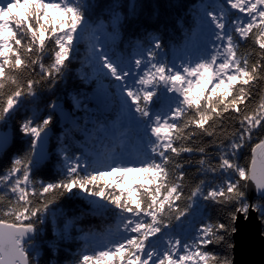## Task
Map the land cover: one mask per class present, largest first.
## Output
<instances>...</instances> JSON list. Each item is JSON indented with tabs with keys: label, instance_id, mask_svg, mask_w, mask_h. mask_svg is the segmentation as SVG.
I'll return each mask as SVG.
<instances>
[{
	"label": "trees",
	"instance_id": "16d2710c",
	"mask_svg": "<svg viewBox=\"0 0 264 264\" xmlns=\"http://www.w3.org/2000/svg\"><path fill=\"white\" fill-rule=\"evenodd\" d=\"M43 1L12 0L8 44L0 48V129L12 131L0 153V221L32 229L23 243L28 264H135L149 250L154 264L175 253L177 264H230L235 214L247 208V169L253 151L264 149V25L229 31L236 79L179 102L163 119V145L145 135L147 146L136 152L144 171L113 177L97 155L114 151L107 131L120 111L116 81L94 76L85 35L62 49L63 21L46 14ZM54 1L64 16L96 29L121 75L141 49L149 56L181 49L209 0ZM102 85L104 97H96ZM154 93L136 94L130 113L140 124L159 107ZM53 104L70 110L66 124ZM46 126L50 162L36 164L32 130ZM128 134L132 143L134 126ZM253 206L264 232V195ZM109 237L113 247L98 246Z\"/></svg>",
	"mask_w": 264,
	"mask_h": 264
},
{
	"label": "rangeland",
	"instance_id": "374dc122",
	"mask_svg": "<svg viewBox=\"0 0 264 264\" xmlns=\"http://www.w3.org/2000/svg\"><path fill=\"white\" fill-rule=\"evenodd\" d=\"M43 5L46 14L61 18L63 21L60 23L63 26L58 30L62 49L70 48L81 39V37L77 39L80 34L85 35L84 44H88V50L92 55L94 76L101 75L116 81L114 86L120 111L116 120L111 122L109 129L111 133L114 132L112 134L115 138V153L122 152V154L116 157L117 160H114L115 157L110 154L109 158L102 161L107 173L113 177H118L119 168L136 173L145 169L139 162V156L134 154L139 147L147 146L146 137L137 138L133 148L129 147L125 134H119L129 127L132 120L130 112L136 94L150 98V93L155 92L156 98H160L159 107L145 114L146 120L142 124L141 131L148 133L154 143L163 145L162 141L166 136L163 119L166 113L174 110L179 102L195 100V95L205 88H225L236 79L228 32L237 30L242 34L249 25H264V0H209L207 4H201L197 9L196 27L181 49L170 50L167 54L156 52L150 56L146 49H141L139 54L126 58L121 67V75H118L116 64L110 61L96 29H88L86 21L73 13L64 16L65 7L58 6L57 1L44 0ZM37 6L39 7V3ZM11 10H13L12 0H0V48H5L8 44L6 38L8 25L5 17ZM84 29L89 30V33L83 32ZM174 83L178 88L177 95L173 91ZM157 88L159 90L155 91ZM103 89L102 85L95 93L96 97H104L105 92L104 94L100 92ZM36 133L37 130H32L33 138ZM63 160L65 163L69 162L65 156ZM109 239L111 238L109 237L107 241H98V246L104 249L113 247L109 245ZM174 244L175 241L171 243V247L175 248L173 253L177 250V245L175 247ZM153 254L155 251L149 250L148 254L142 256L141 260L135 261V264H154L151 262ZM178 255L175 253L174 258L167 264H177L175 258Z\"/></svg>",
	"mask_w": 264,
	"mask_h": 264
},
{
	"label": "water",
	"instance_id": "95a60500",
	"mask_svg": "<svg viewBox=\"0 0 264 264\" xmlns=\"http://www.w3.org/2000/svg\"><path fill=\"white\" fill-rule=\"evenodd\" d=\"M175 84V83H174ZM174 93L178 88L175 84ZM54 113L62 124L70 117V110L53 105ZM49 126L39 130L31 142L30 159L36 164L50 162L51 137ZM12 143L10 128L0 129V153L6 151ZM17 171L10 175L14 177ZM246 211H237L231 233L230 264H264V232L254 200L264 195V149L253 151L245 179ZM33 237V231L25 225H15L0 221V264H28L23 243Z\"/></svg>",
	"mask_w": 264,
	"mask_h": 264
}]
</instances>
